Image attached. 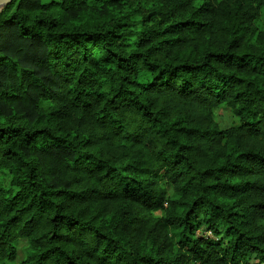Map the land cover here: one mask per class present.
<instances>
[{"label":"trees","instance_id":"1","mask_svg":"<svg viewBox=\"0 0 264 264\" xmlns=\"http://www.w3.org/2000/svg\"><path fill=\"white\" fill-rule=\"evenodd\" d=\"M263 10L6 5L0 264H264Z\"/></svg>","mask_w":264,"mask_h":264},{"label":"rangeland","instance_id":"2","mask_svg":"<svg viewBox=\"0 0 264 264\" xmlns=\"http://www.w3.org/2000/svg\"><path fill=\"white\" fill-rule=\"evenodd\" d=\"M257 26L260 30L264 31V10L263 15L261 16L260 20L257 22ZM235 118L232 117L231 112L224 107H221L215 111V122L220 128L228 127L232 124H235ZM8 182V177L4 173H0V183L6 185ZM18 247V257L17 263L23 258L24 253L26 251V242L20 241L17 243Z\"/></svg>","mask_w":264,"mask_h":264},{"label":"water","instance_id":"3","mask_svg":"<svg viewBox=\"0 0 264 264\" xmlns=\"http://www.w3.org/2000/svg\"><path fill=\"white\" fill-rule=\"evenodd\" d=\"M12 0H0V12L1 10L8 5Z\"/></svg>","mask_w":264,"mask_h":264}]
</instances>
